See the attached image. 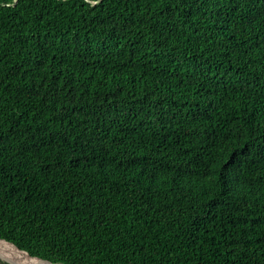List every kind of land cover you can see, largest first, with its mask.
<instances>
[{"label": "trees", "instance_id": "trees-1", "mask_svg": "<svg viewBox=\"0 0 264 264\" xmlns=\"http://www.w3.org/2000/svg\"><path fill=\"white\" fill-rule=\"evenodd\" d=\"M0 240L264 264V0H0Z\"/></svg>", "mask_w": 264, "mask_h": 264}, {"label": "bare ground", "instance_id": "bare-ground-1", "mask_svg": "<svg viewBox=\"0 0 264 264\" xmlns=\"http://www.w3.org/2000/svg\"><path fill=\"white\" fill-rule=\"evenodd\" d=\"M24 256H28V254L26 252L20 251L18 250V248H16L15 246H13L12 244L0 240V255L12 260L13 262H15L16 264H48V263H44V262H40L38 259L33 261L29 256L28 258L24 257Z\"/></svg>", "mask_w": 264, "mask_h": 264}, {"label": "water", "instance_id": "water-1", "mask_svg": "<svg viewBox=\"0 0 264 264\" xmlns=\"http://www.w3.org/2000/svg\"><path fill=\"white\" fill-rule=\"evenodd\" d=\"M4 241V240H3ZM11 244V243H10ZM13 245V244H12ZM15 246V245H13ZM16 247V246H15ZM17 248V247H16ZM20 250V249H18ZM21 251V250H20ZM24 252V251H23ZM27 253V252H26ZM28 254V253H27ZM29 255V254H28ZM30 256V255H29ZM31 257V256H30ZM31 258H36V257H31ZM38 259L40 262H44V263H48V264H57V263H54L50 260H46V259H41V258H36ZM0 260L3 261V262H6L7 264H16L15 262H13L12 260H9L3 256L0 255Z\"/></svg>", "mask_w": 264, "mask_h": 264}, {"label": "rangeland", "instance_id": "rangeland-1", "mask_svg": "<svg viewBox=\"0 0 264 264\" xmlns=\"http://www.w3.org/2000/svg\"><path fill=\"white\" fill-rule=\"evenodd\" d=\"M22 255H23V253H22ZM24 256V255H23ZM24 257H26V258H28V256H24ZM29 259V258H28ZM30 260V259H29Z\"/></svg>", "mask_w": 264, "mask_h": 264}, {"label": "flooded vegetation", "instance_id": "flooded-vegetation-1", "mask_svg": "<svg viewBox=\"0 0 264 264\" xmlns=\"http://www.w3.org/2000/svg\"><path fill=\"white\" fill-rule=\"evenodd\" d=\"M23 264V263H22Z\"/></svg>", "mask_w": 264, "mask_h": 264}]
</instances>
